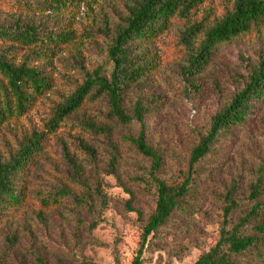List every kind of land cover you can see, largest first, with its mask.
<instances>
[{
	"label": "trees",
	"instance_id": "trees-1",
	"mask_svg": "<svg viewBox=\"0 0 264 264\" xmlns=\"http://www.w3.org/2000/svg\"><path fill=\"white\" fill-rule=\"evenodd\" d=\"M0 1L18 15L16 21L0 24V133L11 127L15 143L0 154V232L34 191L31 198L40 206L39 216L71 206L86 212L89 222L80 220L86 240L99 244L92 233L105 222L112 204L104 174L128 195L124 208L135 212L140 222V245L132 264H143L144 253L155 241L163 240L167 230L193 223L206 204L220 212L218 233L195 264H264V151L251 153L252 161L239 163L236 158L238 142L253 144L264 111V49L247 73L236 79L237 88L225 91L206 129H190L184 140L168 135L157 139L155 123L163 99L150 91L159 65L152 46L174 22L183 23L182 76L187 86L197 89L219 46L263 32L264 0H232V6L214 20L197 17L198 10L214 0H129L114 24L94 23L107 42L105 62L92 70L77 62L74 70L80 77L70 75V90L53 104L44 127L21 132L13 124L55 90L46 63L77 40L63 24L22 21L23 16L50 11L59 16L69 7L91 6L99 0ZM54 136L63 146L65 167L61 164L47 183L32 188L27 177ZM177 152H182L181 175L166 179L163 173ZM125 154L145 162V177L124 182ZM101 157L107 158L106 164ZM143 184L150 190L145 207L139 204ZM17 250V237L5 239L0 264H10L9 256ZM17 264L97 263L76 255L52 263L38 251Z\"/></svg>",
	"mask_w": 264,
	"mask_h": 264
},
{
	"label": "rangeland",
	"instance_id": "rangeland-1",
	"mask_svg": "<svg viewBox=\"0 0 264 264\" xmlns=\"http://www.w3.org/2000/svg\"><path fill=\"white\" fill-rule=\"evenodd\" d=\"M128 1L99 0L91 6L69 7L59 16H55L51 11L23 16L22 21L29 19L38 20L39 23L48 22L49 25L52 22L63 24V28L76 34L77 40L61 51L51 64L46 63V72L55 82V90L41 98L26 118L17 125L13 124L19 132L44 127L51 115L53 104L63 93L70 90V75L80 77L74 70L77 62L83 61L89 70L105 62L107 42L102 32L98 31V26L103 27L104 20L113 21L114 24L124 14ZM232 4V0L210 1L198 10L197 17H209L214 20L223 15ZM17 19L18 15L10 11L6 1H3V4L0 1V24H8ZM94 23L98 26H94ZM182 29L181 21L174 22L152 46L159 65L150 84V91L158 93L163 99L162 114L155 123L157 139H168V135L174 137L173 139L184 140L190 134V129L205 130L212 113L219 103L224 101L225 91L229 93L237 88L236 79L247 73L250 65L258 59L264 49V30L261 34L255 32L244 35L219 46L212 65L198 79L195 89L187 86L181 73L186 59V52L179 43ZM87 33H90L89 37L86 36ZM260 118L253 144L248 140L237 144L240 154H236V158L239 163L241 160L252 161L254 158L251 153L261 155L264 151V111ZM10 128L0 133V154L3 155L10 144H15ZM234 147L236 149V146ZM242 152L247 153L241 154ZM181 155L182 152H177L176 158L163 173L164 178H177L181 175ZM101 161L106 164L107 158L101 157ZM61 164L65 167L63 146L59 138L54 136L48 139L45 152L31 168L27 177L28 185L35 188L47 183L54 170ZM147 169L140 157L124 155L121 166L124 182L135 176L145 177ZM103 176V185H106V192L112 199V204L104 215L105 222L92 233V238L99 244L86 240L87 234L80 222H89L90 218L86 212H78L71 206L39 216L40 206L31 198L34 193L32 191L25 205L12 213L11 224L3 227L0 232V245L4 246L8 237H17L18 240V250L9 256V263L17 264L26 254L31 257L32 252L39 251L52 263L57 258L72 259V255H76L97 264H132L140 245V222L135 212L128 213L124 208L128 195L117 186L112 177L104 174ZM148 192L150 190L143 184L139 191V204L144 207L150 200ZM218 220L220 212L213 211L209 204L204 205L193 223L167 230L163 240L155 241L153 248L144 253L143 264H195L201 254L214 243V237L218 233Z\"/></svg>",
	"mask_w": 264,
	"mask_h": 264
}]
</instances>
